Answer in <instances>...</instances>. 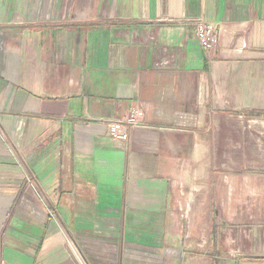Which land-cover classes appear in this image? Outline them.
<instances>
[{
    "label": "crops",
    "instance_id": "crops-1",
    "mask_svg": "<svg viewBox=\"0 0 264 264\" xmlns=\"http://www.w3.org/2000/svg\"><path fill=\"white\" fill-rule=\"evenodd\" d=\"M260 111L264 0H0V264H264Z\"/></svg>",
    "mask_w": 264,
    "mask_h": 264
},
{
    "label": "rangeland",
    "instance_id": "rangeland-1",
    "mask_svg": "<svg viewBox=\"0 0 264 264\" xmlns=\"http://www.w3.org/2000/svg\"><path fill=\"white\" fill-rule=\"evenodd\" d=\"M220 218L223 216H219ZM226 217V216H225ZM213 217L212 216H201V217H187L186 219H179V218H173L171 222L173 223L171 226L174 227L173 233L172 234H165V235H157L156 237H151L148 238L152 239L150 241L153 244H174V245H179L182 247V243H186L187 241H197L199 240H205L208 244L206 246V253L208 258L213 256L214 248L212 247V239H214V234L212 233L213 229V222H212ZM221 220V219H220ZM181 221V223H179ZM220 225L222 224L221 221ZM181 226V228L178 229V227ZM225 230L222 229L223 235H225ZM219 236V235H218ZM218 239H221V236H219ZM177 254L176 257H184V252L182 250H175ZM162 253L163 255H161ZM160 258L162 256H166L168 253L166 251H161L158 252ZM157 254V255H158ZM198 254V253H197ZM159 258V259H160ZM83 264V263H82ZM84 264H87L86 262Z\"/></svg>",
    "mask_w": 264,
    "mask_h": 264
},
{
    "label": "built area",
    "instance_id": "built-area-1",
    "mask_svg": "<svg viewBox=\"0 0 264 264\" xmlns=\"http://www.w3.org/2000/svg\"><path fill=\"white\" fill-rule=\"evenodd\" d=\"M196 36L199 44L207 52L211 53L220 47V32L214 24L207 23L203 19L196 21ZM144 112L134 109L129 117L124 121L113 122L111 126V136L114 141L123 148L130 141V133L143 124Z\"/></svg>",
    "mask_w": 264,
    "mask_h": 264
},
{
    "label": "trees",
    "instance_id": "trees-1",
    "mask_svg": "<svg viewBox=\"0 0 264 264\" xmlns=\"http://www.w3.org/2000/svg\"><path fill=\"white\" fill-rule=\"evenodd\" d=\"M257 114L264 115V111H260V112H258Z\"/></svg>",
    "mask_w": 264,
    "mask_h": 264
}]
</instances>
